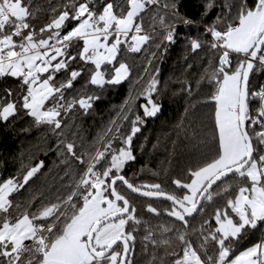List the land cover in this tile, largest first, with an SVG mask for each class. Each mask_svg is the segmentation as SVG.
<instances>
[{"label": "snow or ice", "instance_id": "1", "mask_svg": "<svg viewBox=\"0 0 264 264\" xmlns=\"http://www.w3.org/2000/svg\"><path fill=\"white\" fill-rule=\"evenodd\" d=\"M215 8L221 11L204 25L203 38L188 39L192 53L206 50V66L195 82L181 81L180 89L188 96L201 92L198 102L212 109L211 134L201 141L211 146L199 165L187 169V180H172L179 194L160 183L137 185L122 174L136 159L132 142L138 125L161 109L152 98L159 94L156 69L138 93L146 99L143 117L135 113L137 97L130 93L90 149L77 150L67 138L59 141L61 163L70 176L67 191L55 200L41 199L35 208V195L24 207L13 200L43 161L22 176L0 180V264H136L141 229L140 251L150 255L148 264H264V239L238 255L233 252L250 230L264 228V80L256 79L264 73V0H204L201 16ZM40 11L31 0H0V79L13 78L20 89L3 90L0 121L7 123L23 111L34 126H48L58 136L68 127L65 116L77 108L86 114L100 99L89 92L69 99L66 93L77 78L83 75L85 88L120 85L131 74L124 53H140L150 41L166 52L178 24L196 23L180 15L179 0L162 5L161 0H103L100 5L97 0H61L43 10L48 18L37 26L32 21ZM146 16L150 30L143 24ZM117 121H129L130 131L121 134ZM183 124V119L177 123L181 131ZM116 140L120 143L114 147ZM126 192L147 198V213L171 220L152 227ZM161 200L168 206L151 202ZM204 202L216 205L211 219L190 227L189 218L203 213ZM161 248L173 259L158 256Z\"/></svg>", "mask_w": 264, "mask_h": 264}, {"label": "trees", "instance_id": "2", "mask_svg": "<svg viewBox=\"0 0 264 264\" xmlns=\"http://www.w3.org/2000/svg\"><path fill=\"white\" fill-rule=\"evenodd\" d=\"M59 2L61 0H31L34 9H42L32 23L40 26L46 22L49 13L43 10ZM102 2L103 0H97L98 5ZM112 2L122 3L123 0H112ZM164 2L165 0H161V5ZM217 3H222V0H217ZM203 10L204 0H179L180 15L196 23L187 26L178 24L175 42L167 46L166 52L163 51V46L159 50L151 47L150 45L155 41H150L140 53H124L123 59L127 61L131 74L120 85H107L103 90L91 85L85 88L83 75L77 78L74 82V89L66 93L69 99L82 92L95 93L100 96V99L93 101V107L86 114L77 108L73 110V113L64 117L68 125L64 128V136H58L48 126H34L32 118L25 115L23 111L18 112L17 116L10 118L7 123L0 121V180L11 176H22L28 167L43 161L40 171L24 188L13 194L14 203H20L24 207L35 195L36 199L32 202V207L35 208L41 199L45 202L55 200L57 195L67 191L66 185L69 182L70 173L66 175L67 165L61 163L63 156L57 147L59 141L67 138L75 141L77 150L90 149L110 125V121L117 119L120 106L124 104L130 93L137 97L135 113L143 117L141 105L146 103V99L138 93L149 78V74L155 75L156 69L159 70L156 76L159 81L157 87L159 94L152 95V98L154 102L161 105L162 111L155 120H147L143 117L144 123L138 125L140 131L133 137L132 142L136 159L125 166L122 174L137 185L160 183L164 190L179 194L172 180L177 178L182 181L187 180V169L199 165L211 146L210 142L205 144L201 141L207 140L211 134L212 109L198 102V97H202L201 92L188 96L186 92L180 91L181 81L187 79L195 82L200 70L206 66L208 58L206 50L201 49L200 55L192 53L189 50L188 39L203 38L204 25L213 22L221 9L215 8L207 16L202 17ZM159 11L163 14L162 7ZM143 24L146 29H149L150 18L146 16ZM156 39L158 40L159 37ZM152 52H157L158 56H151ZM149 60L152 61L151 66L148 64ZM188 64L192 65L191 68L187 67ZM73 67H77L75 62H73ZM145 68L148 69V73H145ZM138 77H143L139 84L136 83ZM256 79L264 80V73ZM18 85L19 81L13 78L0 79V95L3 94L5 88H12L14 93H18L20 91ZM191 104L195 107H190ZM185 108H188L187 115H185ZM131 119H134V116L129 114V120ZM180 119L184 121V131L177 128ZM117 122L121 125V134L130 131L129 121ZM119 143L120 141L116 140L113 146ZM75 168L76 165L73 164V169ZM125 194L137 206V214L147 220L152 227L171 220L163 215L159 218L154 217L146 212L145 202L147 200L140 199L130 192ZM217 199L219 198L214 197V200ZM151 202L158 208L167 207L169 204ZM220 202L223 203L222 200ZM204 203L206 207L203 213L189 218L190 227L199 228L204 219H211L216 205L212 202ZM13 214L16 213L13 212ZM143 234L144 230L141 229L137 239V254L134 257L136 264H148L151 259L148 253L140 251ZM196 235L198 233L193 234L194 240ZM260 239H262L260 227L250 230L243 241L234 244L233 252L237 254L248 246L258 243ZM209 247L211 248V245ZM157 255L168 261L173 259V257L164 256L162 248L157 250Z\"/></svg>", "mask_w": 264, "mask_h": 264}, {"label": "water", "instance_id": "3", "mask_svg": "<svg viewBox=\"0 0 264 264\" xmlns=\"http://www.w3.org/2000/svg\"><path fill=\"white\" fill-rule=\"evenodd\" d=\"M157 87H158V85H157ZM156 93H153L152 95H155ZM146 104V103H145ZM161 111H162V107H161V109H160V111L157 113V115L155 116V117H145L147 120H155V119H157L159 116H160V114H161ZM214 188H215V185L213 186ZM132 194V193H131ZM134 196H136V197H138V198H140V199H144V200H147V198H145V197H139L137 194H133ZM153 202H167V201H163V200H161V201H153ZM167 203H169V202H167ZM196 214H194V216H195Z\"/></svg>", "mask_w": 264, "mask_h": 264}, {"label": "built area", "instance_id": "4", "mask_svg": "<svg viewBox=\"0 0 264 264\" xmlns=\"http://www.w3.org/2000/svg\"><path fill=\"white\" fill-rule=\"evenodd\" d=\"M261 236L264 237V228H261Z\"/></svg>", "mask_w": 264, "mask_h": 264}, {"label": "rangeland", "instance_id": "5", "mask_svg": "<svg viewBox=\"0 0 264 264\" xmlns=\"http://www.w3.org/2000/svg\"><path fill=\"white\" fill-rule=\"evenodd\" d=\"M262 239H264V237H263ZM262 239H260V241H261ZM260 241H259V242H260ZM259 242H258V243H259ZM250 246H252V245H250ZM248 247H249V246H248ZM245 249H246V248H245ZM245 249H243V250H245ZM243 250H241V251H243ZM241 251H239V252H241ZM239 252L237 253V255L239 254Z\"/></svg>", "mask_w": 264, "mask_h": 264}]
</instances>
